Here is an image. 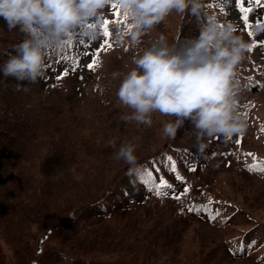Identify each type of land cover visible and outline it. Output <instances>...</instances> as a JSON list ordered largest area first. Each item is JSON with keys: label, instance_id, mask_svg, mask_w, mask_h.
Returning <instances> with one entry per match:
<instances>
[{"label": "rangeland", "instance_id": "374dc122", "mask_svg": "<svg viewBox=\"0 0 264 264\" xmlns=\"http://www.w3.org/2000/svg\"><path fill=\"white\" fill-rule=\"evenodd\" d=\"M207 6L246 41H264V32L255 30L264 22V0L259 6L247 0L251 37L234 0H208ZM105 19L114 21L108 37L113 47L105 49L102 40L96 47L76 33L62 48L48 50L45 76L24 82L20 91L0 73V242L6 261L264 264V46L248 52L238 67V108L246 113L247 131L227 143L219 136L208 140L205 158L193 147L190 122L172 140L163 133L172 116L153 113L150 126L127 119L131 110L115 93L135 50L115 40L116 29L127 24L122 12L117 19L110 6ZM198 34L193 17L172 12L140 47L161 35L173 44ZM22 37L0 18V63ZM94 53L99 66L89 69ZM128 141L136 145L134 162L114 159ZM145 175L155 184L148 185ZM137 177L143 180L131 182ZM129 188L136 192L128 195ZM87 203L107 209L68 225L69 215Z\"/></svg>", "mask_w": 264, "mask_h": 264}, {"label": "clouds", "instance_id": "9594fccd", "mask_svg": "<svg viewBox=\"0 0 264 264\" xmlns=\"http://www.w3.org/2000/svg\"><path fill=\"white\" fill-rule=\"evenodd\" d=\"M208 0H0V18L8 31L23 37L10 45L0 63L4 80L35 84L45 76V56L51 47L62 48L76 33L95 41L103 33L105 10L115 4L127 24L115 31L119 45L134 49L130 69L121 74L116 90L119 102L131 110L127 119L151 125L153 113L172 116L163 133L174 140L188 121L193 147L206 158L207 141L219 136L227 143L247 131V116L239 110L242 91L237 79L251 42L237 34L236 26L207 6ZM188 14L199 34L169 44L161 35L140 47L142 37L172 13ZM264 32V22L255 26ZM26 90V89H25ZM115 149V142H109ZM136 145L124 142L114 159L132 163Z\"/></svg>", "mask_w": 264, "mask_h": 264}, {"label": "snow or ice", "instance_id": "6c2138e0", "mask_svg": "<svg viewBox=\"0 0 264 264\" xmlns=\"http://www.w3.org/2000/svg\"><path fill=\"white\" fill-rule=\"evenodd\" d=\"M221 2H222V4H226V3L229 2V0H221ZM234 2L239 7L240 12L243 14L242 15V20L248 26V32H247V34L250 37L253 36L254 33L251 30V25L248 24V21H249V13H251L253 11V9L246 6L247 0H234ZM252 2L255 3L257 6L261 5V0H252ZM111 10L113 11L114 17H116L117 19H119L121 17V11H120V9L115 4L111 5ZM221 10H223V8H221ZM123 17L126 19L127 18L126 14H123ZM113 22L114 21H110L109 19H105L104 25H103V29H104L103 30V33H102L100 39H97V40L94 41V46L99 47L100 41L102 40L105 49L113 47L112 43L108 39V37H110L112 35V33L109 31V25H110V23H113ZM120 22H123V21H120ZM79 42L81 44L85 43V41H79ZM258 44L260 46H264V41H255L254 40L253 43H251V47H250L249 51H252L253 49H255L258 46ZM101 50H104V49H101ZM94 55H96V54L94 53ZM97 66H99V56L98 55H96V58L93 59L91 63H88L87 64V67L89 69H94ZM63 75L64 76H67L68 75V72L65 71L63 73ZM245 115H246V113H245ZM262 131H264V128H262ZM236 142L239 144L240 143V140L237 139ZM246 155L249 156V157H251L254 154L253 153H246ZM248 167L250 169L252 168L251 165H249ZM172 170L174 172L176 171L175 162H172ZM177 178L178 179H183L182 176H178ZM162 184L167 185V181H162ZM168 186H170V185H168ZM184 191L187 192L188 189H184Z\"/></svg>", "mask_w": 264, "mask_h": 264}, {"label": "trees", "instance_id": "16d2710c", "mask_svg": "<svg viewBox=\"0 0 264 264\" xmlns=\"http://www.w3.org/2000/svg\"><path fill=\"white\" fill-rule=\"evenodd\" d=\"M143 178H144V180L146 181V183L148 185H154L155 184V182H153L152 180H150L147 175L143 176ZM143 178L142 177H137L136 178V181H131V182H133V183L136 182V184H137L138 181L143 180ZM127 181L130 182V179L128 178ZM130 192H136V191H134L133 188H129L127 194L129 195ZM119 199L120 198L117 197V200L116 201H118ZM110 206L111 207H114L115 205L114 204H111V202H109V207ZM85 207L86 208H84L83 206H80V207L77 208V210H75V214H70L69 215L70 220L68 222V225H71V224H73L75 222H78L80 220V218L82 217V215H87V216L88 215H98L100 212L104 213V210L107 209L106 207H102V208L99 207L98 208L99 210L98 209H93L92 208L93 206L91 204H89V203H87ZM94 210H96V211L94 212ZM210 210L212 211V208ZM212 215H216V212H212ZM6 260H7V258L5 257V253L3 251V248H2V245H1V242H0V264H3L4 262H7ZM21 264H25V263H21Z\"/></svg>", "mask_w": 264, "mask_h": 264}]
</instances>
